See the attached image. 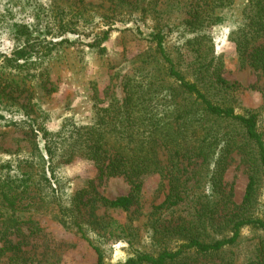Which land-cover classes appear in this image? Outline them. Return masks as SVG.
<instances>
[{
    "label": "trees",
    "instance_id": "obj_1",
    "mask_svg": "<svg viewBox=\"0 0 264 264\" xmlns=\"http://www.w3.org/2000/svg\"><path fill=\"white\" fill-rule=\"evenodd\" d=\"M233 2L181 0L182 22L149 25L144 21L154 67L142 65L125 76L122 99L111 96L104 101L95 93L91 121L66 122L57 132L45 128L38 117H31V109L21 102L23 94L27 105L34 100V87L28 85L21 70L31 53L22 49L13 58L5 57L0 65V108L23 110L25 118L16 124L24 130L19 140L27 142L18 143L16 149H6L22 157L18 159L15 177L2 174L4 168L0 167V218L7 230L19 228L25 220L12 215L5 218L2 208L17 211L25 194L32 193L28 203L35 206L54 202L62 220L82 227L78 218L84 207L101 202L110 208H127L139 198L146 176L158 174L169 179V191L156 209L187 208L186 214L179 213V220L160 233L175 235L181 242L174 249L165 246L156 254L137 250L135 255L116 264H195L199 259L206 264H264V215L259 214L264 134L257 112L236 110L231 100L236 99L237 84L223 78V64L212 54L208 35L201 34L220 22L221 10ZM140 21L135 19V23ZM144 24H138V28ZM174 29L193 34L176 56L167 47ZM235 33L239 61L264 75V0L244 1L243 23ZM107 38L108 31H104L99 41L93 43L102 53L106 47L101 44ZM44 89L50 92L54 86L45 85ZM38 134L44 141L45 153L37 141ZM236 148L248 155L252 168L239 205L234 204L231 190L226 192L223 186L229 156ZM161 153L168 156V167L163 164ZM79 157L92 161L105 177H123L131 185V192L109 199L99 195L89 182L72 195L68 205L63 204L59 195L46 201L37 184L46 185L49 173L57 166ZM185 161L197 165L188 178H182L184 166L178 167ZM189 180H194V187L198 184L204 189L193 193V186L187 185ZM246 227L261 231L262 236L242 258L229 248L239 243ZM85 239L96 253V264H104L101 248Z\"/></svg>",
    "mask_w": 264,
    "mask_h": 264
},
{
    "label": "rangeland",
    "instance_id": "obj_2",
    "mask_svg": "<svg viewBox=\"0 0 264 264\" xmlns=\"http://www.w3.org/2000/svg\"><path fill=\"white\" fill-rule=\"evenodd\" d=\"M244 1L234 0L231 6L223 8L222 20L201 34L208 35L212 54L223 64V78L237 84L236 99L231 100L236 110L257 112L264 134V75L239 61L233 40L243 23ZM180 2L0 0V65L5 57L18 55L19 50L31 53L29 62L21 70L28 85L34 87L31 88L34 100L27 105L28 99L23 94L21 102L31 109V117H38L45 128L57 132L66 122H90L94 117L95 93L104 101L111 96L122 99L125 76L142 65L154 67L149 55L152 48L147 39L149 30L144 23L182 22L184 7ZM135 19L141 20L140 23L136 24ZM138 24L145 26L138 28ZM104 31H108V38L101 44L106 47L102 53L93 43L99 41ZM192 36L189 31L174 29L167 39L171 54L176 56L179 50H184ZM45 85H53L54 90H45ZM24 118L25 113L18 107L13 111L0 108V167L4 168V175L15 177L18 174V159L22 157L6 149L27 143L19 140L24 130L21 124H16ZM37 141L44 150L41 134ZM160 157L168 167V156L161 153ZM247 159L248 155L236 148L229 156L223 175L224 189L231 190L236 205L242 202L252 169ZM182 166L185 168L182 178H188L197 169L193 162L178 165L180 169ZM89 182L99 195L109 199L131 192V185L123 177H105L92 161L80 157L60 164L49 173V183L37 185L46 201L59 195L63 204L68 205L72 195ZM168 182L163 175L146 176L139 198L127 208H110L101 202L87 205L78 218L82 227L62 220L54 202L35 206L28 203L32 193L25 194L22 203L17 204V211L2 208L5 218L12 215L25 222H21L19 228L7 230L0 218V249L3 248L0 264H96V253L85 237L101 248L104 264L124 262L137 250L156 254L165 246L174 249L181 242L179 237L163 236L160 231L178 221L179 213L186 214L187 208L156 209L169 191ZM194 184V180L187 183L189 188L193 186V193L204 189L203 185L194 187ZM259 208V214L264 215V180ZM119 225L122 228H118ZM37 227L40 230L36 231ZM260 236L261 231L246 227L239 243L229 250L244 258ZM206 263L199 259L195 264Z\"/></svg>",
    "mask_w": 264,
    "mask_h": 264
}]
</instances>
